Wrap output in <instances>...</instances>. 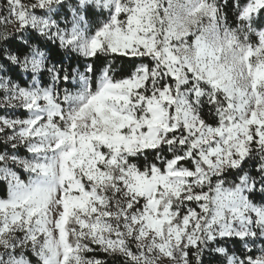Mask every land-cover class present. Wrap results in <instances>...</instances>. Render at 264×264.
<instances>
[{"label":"snow or ice","instance_id":"6c2138e0","mask_svg":"<svg viewBox=\"0 0 264 264\" xmlns=\"http://www.w3.org/2000/svg\"><path fill=\"white\" fill-rule=\"evenodd\" d=\"M0 264H264V0H0Z\"/></svg>","mask_w":264,"mask_h":264}]
</instances>
